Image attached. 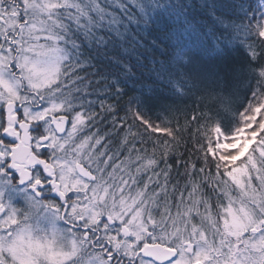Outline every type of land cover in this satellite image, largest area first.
<instances>
[{"label":"snow or ice","instance_id":"obj_1","mask_svg":"<svg viewBox=\"0 0 264 264\" xmlns=\"http://www.w3.org/2000/svg\"><path fill=\"white\" fill-rule=\"evenodd\" d=\"M94 6L0 0V264H264V16L242 37L257 77L252 100L234 127L195 116L193 133L185 117V140L171 120L131 108L121 118L109 100L92 103L69 33L91 32ZM161 129L173 139L151 154L137 147ZM245 133H256L249 152L223 159ZM250 154L256 175L234 193L232 169ZM230 209L247 223L225 239Z\"/></svg>","mask_w":264,"mask_h":264},{"label":"trees","instance_id":"obj_2","mask_svg":"<svg viewBox=\"0 0 264 264\" xmlns=\"http://www.w3.org/2000/svg\"><path fill=\"white\" fill-rule=\"evenodd\" d=\"M91 2L96 16L91 32L85 36L73 26L69 35L79 45L83 75L92 81L93 104L99 96L113 103L121 118L131 108L157 124L171 120L169 129L177 133L187 116L193 133L195 116L222 128L235 126L258 90L242 37L253 17L263 16L264 0H102L103 8ZM182 134L191 139L187 129ZM172 139L161 129L137 147L151 154L154 144L162 147L160 141ZM191 144L199 147L194 140ZM179 150H186L183 143ZM155 154L159 159L160 152ZM234 170L246 172L247 188L249 176L256 175L255 158L250 154L248 162L232 169L230 187L236 193Z\"/></svg>","mask_w":264,"mask_h":264},{"label":"rangeland","instance_id":"obj_3","mask_svg":"<svg viewBox=\"0 0 264 264\" xmlns=\"http://www.w3.org/2000/svg\"><path fill=\"white\" fill-rule=\"evenodd\" d=\"M261 127H264V124H262ZM249 135H251L252 137L251 139H248ZM216 138H217L216 135L213 134V139L215 140ZM255 138H256V133H251V134L245 133L242 135L241 138L236 139L234 143L226 145L224 149L225 151L232 148H239V151L235 155L226 156L223 159L228 160L232 164L236 163V161L240 157H243L245 153L248 152ZM221 139L223 140L222 137ZM223 142L226 143L227 141L224 140ZM245 176H246V172L244 170H234L232 174V178L238 186L240 184L245 185ZM15 206L19 208L22 207V204L19 201H17ZM246 223H247V219L243 213L234 212L230 209L226 214V218L224 219V222L221 226V232L223 233V237L225 239H233L244 229Z\"/></svg>","mask_w":264,"mask_h":264},{"label":"flooded vegetation","instance_id":"obj_4","mask_svg":"<svg viewBox=\"0 0 264 264\" xmlns=\"http://www.w3.org/2000/svg\"><path fill=\"white\" fill-rule=\"evenodd\" d=\"M0 215H3V214H0Z\"/></svg>","mask_w":264,"mask_h":264},{"label":"water","instance_id":"obj_5","mask_svg":"<svg viewBox=\"0 0 264 264\" xmlns=\"http://www.w3.org/2000/svg\"><path fill=\"white\" fill-rule=\"evenodd\" d=\"M54 195V194H53Z\"/></svg>","mask_w":264,"mask_h":264}]
</instances>
